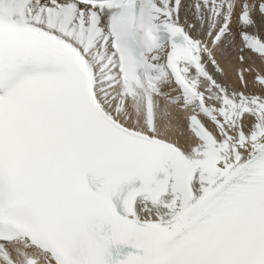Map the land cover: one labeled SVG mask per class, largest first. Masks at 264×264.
I'll list each match as a JSON object with an SVG mask.
<instances>
[{"label": "snow or ice", "instance_id": "snow-or-ice-1", "mask_svg": "<svg viewBox=\"0 0 264 264\" xmlns=\"http://www.w3.org/2000/svg\"><path fill=\"white\" fill-rule=\"evenodd\" d=\"M0 264H264V0H0Z\"/></svg>", "mask_w": 264, "mask_h": 264}]
</instances>
